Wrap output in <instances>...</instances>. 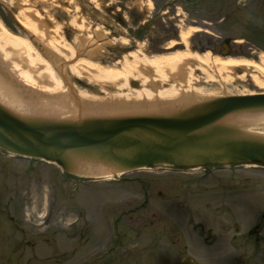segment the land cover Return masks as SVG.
I'll return each mask as SVG.
<instances>
[{
    "label": "rangeland",
    "instance_id": "rangeland-1",
    "mask_svg": "<svg viewBox=\"0 0 264 264\" xmlns=\"http://www.w3.org/2000/svg\"><path fill=\"white\" fill-rule=\"evenodd\" d=\"M149 1L72 0L71 15L50 8L70 43L75 32L65 26L76 13L92 28L103 25L110 42H101L102 63L121 61L127 46L140 53L145 48L148 53L174 50H163L176 38L170 33L196 28L188 37L189 48L197 52L207 44V51L215 53L212 43L229 37L239 40L231 45L234 52L258 46L264 53V0ZM13 14L0 0V17L21 30ZM143 25H148L144 39H133ZM83 32L86 37L87 30ZM65 68L73 88L91 97L123 100L121 91L139 87L128 81L121 90L107 84L101 88ZM236 74L223 82L228 91L254 88L247 75L240 80ZM191 78L194 87L207 84L196 68ZM170 83L169 78L160 84ZM34 94L22 98L31 96L30 105L40 104L43 97ZM240 114L224 119L249 117ZM243 129L260 134L264 120ZM185 257L192 264H264V164H160L95 179L0 148V264H181Z\"/></svg>",
    "mask_w": 264,
    "mask_h": 264
},
{
    "label": "bare ground",
    "instance_id": "bare-ground-1",
    "mask_svg": "<svg viewBox=\"0 0 264 264\" xmlns=\"http://www.w3.org/2000/svg\"><path fill=\"white\" fill-rule=\"evenodd\" d=\"M2 1L12 14L15 11L13 17L22 31L12 29L0 17V106L14 115L19 114L18 117L23 120L56 118L74 121L80 114L88 117L153 113L170 115L190 107L192 109V106L216 97L264 93V53H259V60H253L222 56L207 50L197 52L189 48L188 37L197 28L180 32V42L176 38L170 39L163 49L174 50L148 53L145 48L148 54L134 50L125 53L121 61L102 63L98 59L101 42H110L103 25L92 28L91 24L86 25L79 12L76 13L69 25L65 26L75 32L73 44L66 41L63 33L59 32V25L55 24L57 19L50 7L55 6L60 12L71 15L72 0ZM90 1L98 4L97 0ZM147 4L150 5L149 0ZM84 30H87L86 37H83ZM36 43L41 48L37 49ZM121 43L128 45L125 39H121ZM179 43L184 48H176ZM63 67L70 75H83L88 83H98L101 88L107 84L121 90L128 85V81H139V87L127 93L121 91L118 98L123 100L91 97L85 90L73 88L70 78L62 71ZM193 68L206 75V85L194 87L191 83ZM237 69L243 70L240 76L236 74ZM230 73L239 76L240 80L247 75L254 88L228 91L223 82L234 78ZM169 78L172 83L161 85ZM27 92L32 95L37 92L43 101L30 105L33 100L31 96L28 101L22 98ZM33 96L35 98V94ZM78 98H81L82 109L79 108ZM254 110L237 111L241 113L238 115L240 117L249 116L247 119H233L231 122L224 119L223 122L247 132L243 129L245 125L264 120V110ZM254 134L264 136V131ZM64 157L69 162L66 168L72 173H79L74 169L77 163L86 165L84 167L90 170L89 174L95 173L92 177L109 178L127 172L118 171L116 175H109L97 158L81 154L77 149L66 150Z\"/></svg>",
    "mask_w": 264,
    "mask_h": 264
},
{
    "label": "water",
    "instance_id": "water-1",
    "mask_svg": "<svg viewBox=\"0 0 264 264\" xmlns=\"http://www.w3.org/2000/svg\"><path fill=\"white\" fill-rule=\"evenodd\" d=\"M36 45L41 48L39 43ZM131 85L138 86V83L131 82ZM192 107L170 115L88 117L79 113L74 121H63L23 120L0 106V148L55 163L68 172L69 162L64 152L77 149L81 154L97 158L109 175L160 164L177 168L223 163L264 164V136L223 122L232 112L264 110V93L216 97ZM84 166L75 164L74 169L79 172L75 174H89L90 170ZM192 263L190 257L181 261V264Z\"/></svg>",
    "mask_w": 264,
    "mask_h": 264
},
{
    "label": "flooded vegetation",
    "instance_id": "flooded-vegetation-1",
    "mask_svg": "<svg viewBox=\"0 0 264 264\" xmlns=\"http://www.w3.org/2000/svg\"><path fill=\"white\" fill-rule=\"evenodd\" d=\"M191 21L192 22H198L195 19H191ZM147 29H148V25L140 26L136 31L133 32V35H131L132 38L133 39H137V40L144 39L145 31H147ZM204 31H207V30H204ZM207 33H210V32H207ZM170 34H173L174 35L173 37L174 38L176 37V39H178V42H180L179 41V33L172 32ZM258 34H260V33H258ZM226 39H229V41L226 42ZM237 41H239V40L234 39V38L232 39V38H229V37L223 38L222 40H215L212 43V45L210 46V48L212 47L213 52H215L216 54H221L222 56H232V57H240L241 56L242 58H250V59H253V60H259V53L262 50L261 47L254 46L255 45L254 44L253 45L254 47L251 48V51H248L247 53L246 52L237 53V52H234L233 49L231 48V45H235V43ZM190 43H191V40H190ZM181 47H182L181 43H179V45H176V48H181ZM208 47L209 46L207 44H204V45L199 46L196 49L198 50V52L202 53V52L206 51ZM262 48L264 50V47H262ZM130 49H131V47L127 46L126 47V50H127L126 52H129ZM158 51H160V50H158ZM237 72H243V70L242 69H237ZM248 80H249V78H248ZM249 81H248V84L252 85L251 81L250 82Z\"/></svg>",
    "mask_w": 264,
    "mask_h": 264
}]
</instances>
